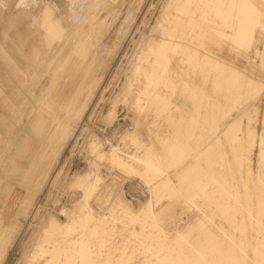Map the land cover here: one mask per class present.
I'll list each match as a JSON object with an SVG mask.
<instances>
[{
    "label": "rangeland",
    "instance_id": "374dc122",
    "mask_svg": "<svg viewBox=\"0 0 264 264\" xmlns=\"http://www.w3.org/2000/svg\"><path fill=\"white\" fill-rule=\"evenodd\" d=\"M15 1L0 0V245L5 232L9 237L0 264H72L67 253L49 251L52 239L44 253L40 248L49 237L42 229L47 220L65 222L61 211L68 208L82 211L83 229L92 224L89 212L103 221L94 225L87 257L78 252L79 264H242L244 239L264 243L259 146L249 166L247 142L236 137L251 124L257 139L264 137V87L255 92L257 81H264V0H188L183 8L181 0ZM168 6L174 16L161 23ZM231 10L242 27L226 25ZM75 31L88 43L85 57L71 51ZM165 32L188 48H176L166 76H147L156 54L150 45ZM78 93L80 108L67 139L65 114ZM39 115L45 128L32 130ZM93 142L100 150L113 145L120 155L107 158ZM215 164L221 172L211 179ZM48 168L36 187L34 178ZM82 171L88 172L75 180ZM249 251L248 263L256 264Z\"/></svg>",
    "mask_w": 264,
    "mask_h": 264
},
{
    "label": "bare ground",
    "instance_id": "6f19581e",
    "mask_svg": "<svg viewBox=\"0 0 264 264\" xmlns=\"http://www.w3.org/2000/svg\"><path fill=\"white\" fill-rule=\"evenodd\" d=\"M20 1V0H19ZM174 1V0H173ZM172 1V2H173ZM183 3L181 4V6H182V8H183V5H185V4H187L189 1L188 0H181ZM188 1V2H187ZM215 1V0H214ZM213 1V2H214ZM223 1V0H222ZM234 1V0H233ZM232 1V2H233ZM254 1V0H253ZM256 1V0H255ZM260 1V0H259ZM43 2V1H42ZM176 2V1H175ZM179 2H180V0H179ZM196 2V1H195ZM221 1H219V2H217V4L218 3H220ZM224 2H225V0H224ZM224 2H222V4L224 3ZM236 2V1H235ZM250 2V1H249ZM264 2V1H263ZM256 3V2H255ZM174 4V3H173ZM177 4V3H176ZM179 4V3H178ZM176 5V6H178L179 7V5ZM204 4V3H203ZM221 4V3H220ZM221 4V5H222ZM227 4V3H226ZM248 3H246V5H247ZM236 5V4H235ZM245 5V6H246ZM217 6V5H216ZM254 6V5H253ZM17 7V6H16ZM150 7V6H149ZM174 7H175V5H174ZM178 7H177V10H178ZM187 7V6H186ZM194 7V6H193ZM237 7V6H236ZM244 7V6H243ZM151 8V7H150ZM161 8V7H160ZM171 7L170 6H168V8H167V10L164 12V14H163V18L161 19L162 20V22L161 23H163V21H166L168 18H169V16H170V11L169 10H171L170 9ZM181 8V9H182ZM196 8H197V6H196ZM218 9H220V7L218 8ZM230 9V8H229ZM236 9V8H235ZM244 10H245V8H243ZM175 10V9H174ZM187 10V9H186ZM181 11V10H180ZM180 11H178V12H180ZM226 11V10H225ZM228 12H229V10H227ZM176 12V11H175ZM188 12V11H187ZM236 12H237V10H236ZM146 13V12H145ZM180 14H182V12H180ZM186 14H189V13H186ZM185 13H184V16L186 15ZM239 14V13H238ZM248 14H250V13H248ZM127 15H129V14H127ZM183 15V14H182ZM226 15H227V13H226ZM244 15V14H243ZM242 15V16H243ZM258 15V14H257ZM262 15V14H261ZM172 16V15H171ZM170 16V17H171ZM174 16V15H173ZM172 16V17H173ZM186 16H190V15H186ZM236 17V13H233V11L231 10L230 11V13H229V16L227 17V19L228 18H230L229 20H228V22H226V25H229L230 27H242V26H240V25H238L236 22H235V17ZM196 17V16H195ZM239 17V16H238ZM176 18V17H175ZM190 18V17H189ZM203 18V17H202ZM179 20H182V19H180V18H178ZM190 19H192L193 20V18H190ZM190 19H189V21H190ZM201 19V18H200ZM183 20H185V18L183 19ZM191 20V22H188L187 21V23L190 25L191 24V26H192V24H194L195 25V22H197L196 20H195V22L194 23H192L193 21ZM260 20V19H259ZM143 21H144V19H143ZM170 22V21H169ZM173 22V21H172ZM179 22V21H178ZM177 22V23H178ZM182 22V21H181ZM166 23V22H165ZM171 23V22H170ZM176 23V25H177V27H180L182 24L180 23H178L179 24V26H178V24ZM211 23H213V25H215V27H217V29H216V31L217 32H219L218 34L219 35H223V37H224V35H225V37L226 36H228V34L230 35V33H226L225 31H224V29L222 28V27H219V25H221L222 23L220 22H218V21H212ZM257 24H258V22H256ZM52 24H53V22H52ZM51 24V25H52ZM124 24H126L125 22H124ZM128 24V23H127ZM160 24V23H159ZM166 24H169L168 22L166 23ZM183 24H185V22H183ZM200 24V23H199ZM199 24H198V26H199ZM263 24H264V22H263ZM50 25V26H51ZM154 25V24H153ZM171 25V24H170ZM188 25V26H189ZM193 25V26H194ZM202 25V24H201ZM212 25V26H213ZM218 25V26H217ZM223 25H225L224 23H223ZM174 26V25H173ZM184 26V25H183ZM196 26V25H195ZM197 26V27H198ZM222 26V25H221ZM257 26H259L260 27V25H257ZM256 26V27H257ZM53 27H55V23L52 25V28ZM160 27L162 28V26H161V24H160ZM163 27H164V25H163ZM177 27L175 26V28H176V30H177ZM185 27V26H184ZM57 28V27H56ZM122 28V27H121ZM124 28V27H123ZM182 26H181V30H182ZM190 28V27H189ZM164 29V28H163ZM193 29V28H192ZM192 29H190L191 31H192ZM240 29V28H239ZM138 30V29H137ZM172 30H173V27H172ZM171 30V31H172ZM175 30V31H176ZM196 30H198L197 28H196ZM202 30H203V27H202ZM46 31V30H45ZM53 31V30H52ZM174 31V30H173ZM185 31H186V29H185ZM199 31H200V29H199ZM213 31V30H212ZM211 31V32H212ZM54 32V31H53ZM61 32V31H60ZM62 32H63V30H62ZM61 32V33H62ZM201 32V31H200ZM215 32V31H214ZM264 32V31H263ZM145 33V32H144ZM160 33H162V32H160ZM166 33V32H165ZM179 33V32H178ZM181 33H182V35H184L183 34V32L181 31ZM195 33V32H194ZM193 33V34H194ZM205 33V32H204ZM233 33H234V36L236 37L235 39H236V41H240V30H238V29H236V31L234 32L233 31ZM232 33V34H233ZM168 34V32L166 33V36L167 37H161V38H159V39H155L154 41H157L156 42V46H154L153 44H151L150 45V49L151 48H153L152 49V51H155L154 53H156L155 54V60L154 61H152V62H154V63H151L152 64V69L150 68L149 69V71L148 72H146L147 74V76H158V77H160V76H166V74H167V71L169 70V69H171V68H169L168 69V66H169V60H170V58H171V56H172V54H176L177 52H176V48H178L179 47V49L177 50L178 52H179V50H180V47H182V46H184V45H182V38L179 40V39H177L178 37L176 36L175 37V34H169V36L167 35ZM196 34V33H195ZM199 34V33H198ZM214 34V33H213ZM212 34V35H213ZM232 34H231V38H232ZM49 35V34H48ZM55 35H57V34H55ZM59 36H63V33L62 34H58ZM57 35V36H58ZM142 35V34H141ZM189 35H191V34H189ZM197 35V34H196ZM210 35V34H209ZM212 35H210V38H211V36ZM51 36V35H50ZM146 36V35H145ZM188 36V35H187ZM187 36H186V38H187ZM55 37V36H54ZM128 37V36H127ZM181 37V36H180ZM189 37V36H188ZM197 37V36H196ZM196 37H195V39H196ZM200 37V39H201V36H198L197 37V39ZM51 38H52V36H51ZM59 38H61V37H59ZM73 38H74V44H73V46H72V48H71V51L72 52H74V53H77V54H79V55H82L83 57H85L86 56V53H87V50H88V43H86V42H84L81 38H80V34H79V31H75V34H74V36H73ZM145 38V37H144ZM227 38V37H226ZM225 38V39H226ZM53 39V38H52ZM191 40L193 39V38H190ZM219 39H222V38H219ZM224 39V38H223ZM251 39H255V36H251ZM227 40H230V39H227ZM52 41V40H51ZM54 41V40H53ZM126 41V40H125ZM184 41V40H183ZM186 41V40H185ZM132 42H133V40H132ZM138 42V41H137ZM142 42V41H141ZM141 42H139V46H140V44H141ZM197 42H198V40H197ZM223 42V41H222ZM228 42V41H227ZM263 42H264V39H263ZM183 43H185V42H183ZM192 42L190 41V42H188V46H189V44H191ZM201 44H202V42H200ZM135 44V43H134ZM146 44V43H145ZM193 44V43H192ZM218 44V43H217ZM225 44V43H224ZM200 46V45H199ZM218 46V45H217ZM229 46V45H228ZM185 47V48H184ZM183 48V50L184 51H186V49L188 48H186V46H184ZM201 47V46H200ZM203 47V46H202ZM140 48H141V46H140ZM191 47H189V49H190ZM131 49V48H130ZM192 49V48H191ZM191 49H190V53H192V54H194V50L191 52ZM197 49V48H196ZM182 50V51H183ZM199 50V49H198ZM134 51V50H133ZM137 52V51H136ZM199 52V51H198ZM189 53V52H188ZM204 53V52H203ZM185 54H187V52H185ZM134 55V54H133ZM206 55L207 54H205L204 56L206 57ZM193 56V55H192ZM195 56H197L196 54H195ZM163 58L164 60H165V64L162 66L163 68H164V70H162V72H159L158 70H157V66H160V63L162 62V60L160 59V58ZM173 57V56H172ZM186 57H187V55H186ZM198 57H199V55H198ZM207 57H208V55H207ZM211 57H212V55H211ZM74 58V57H73ZM188 58H191V55H190V57L188 56ZM195 57H193V59H194ZM213 58V57H212ZM211 58V59H212ZM220 59V58H219ZM215 60V59H214ZM171 61V60H170ZM212 61V60H211ZM222 61V60H221ZM200 62V61H199ZM224 62V61H223ZM71 63V62H70ZM215 63H216V61H215ZM218 63L219 64H221L219 61H218ZM229 64V63H228ZM213 65H215V64H213ZM224 65V64H223ZM222 65V66H223ZM218 66V65H217ZM220 66V65H219ZM215 67H216V65H215ZM217 68V67H216ZM198 69V68H197ZM223 69H224V67H223ZM171 70H173V69H171ZM233 71V70H232ZM242 71V70H241ZM173 72V71H172ZM171 72V73H172ZM175 72H177V71H175ZM221 73H222V71H220ZM170 73V74H171ZM174 73V72H173ZM215 73V72H214ZM233 73V72H232ZM176 74V73H175ZM235 74V73H234ZM236 74H237V72H236ZM240 75V74H239ZM180 76V75H179ZM233 76V75H232ZM238 76V75H237ZM171 77V79L173 78V76H170ZM174 77H176V76H174ZM244 77V76H243ZM251 77V76H250ZM179 78V77H178ZM234 78V77H233ZM235 78H236V76H235ZM234 78V79H235ZM253 78V77H252ZM238 80V79H237ZM257 80V79H256ZM164 80H162V82H163ZM169 81H171V80H169ZM219 81V80H218ZM249 82H251V80L249 81ZM165 83V82H164ZM174 83V82H173ZM258 84H260V85H258ZM189 85V84H188ZM190 85H192L191 83H190ZM251 86H253L252 84H250ZM86 86V85H85ZM148 86H150V82H149V84H146L144 87H143V89H144V93H147V91H148V89H149V87ZM173 86V85H172ZM206 86V85H205ZM255 86V85H254ZM256 86H257V88H256ZM256 86H255V92L257 93V94H259V93H261V91H263V87H264V81L263 80H260L259 82L257 81V83H256ZM48 88V87H47ZM47 88L46 87H42L41 88V93H43V90L42 89H45V93H46V91H47ZM194 88V87H193ZM196 89V88H195ZM188 91V90H187ZM191 91H193V90H191ZM153 92V91H152ZM199 92V91H198ZM202 92V91H201ZM40 93V94H41ZM197 93V92H196ZM200 93V92H199ZM248 93V92H247ZM39 94V95H40ZM84 94V93H83ZM254 94V93H253ZM39 95H37V94H35V98L37 99V102H40V103H43V100L39 97ZM78 95H79V93L77 94V96H75L73 99H72V101H71V103H69L68 104V108H67V110H66V114H65V122H66V124H67V126H68V129H67V139H68V137L72 134V129H73V125H72V121H73V119H74V115H76V113H78V108H80V105H79V107H78V103H79V97H78ZM153 95V94H152ZM154 95H156L155 93H154ZM158 95V94H157ZM140 96V95H139ZM202 96V95H201ZM236 96V95H235ZM84 97V96H83ZM150 97V96H149ZM148 97V98H149ZM152 97H154V96H152ZM156 97V96H155ZM189 97V96H188ZM202 98V97H201ZM145 99H146V97H145ZM142 100V98L140 99V97H137V101H141ZM151 100H153V99H151ZM81 101V100H80ZM146 101H147V99H146ZM142 103H143V101H141ZM152 102V101H151ZM146 103V102H145ZM150 104V103H149ZM139 105H140V103H139ZM144 105V104H143ZM141 106V105H140ZM259 106V105H258ZM82 107V106H81ZM252 109H253V107H251ZM147 109V108H146ZM218 109H219V107H218ZM217 109V111H219ZM228 110V109H227ZM250 110V109H249ZM231 112V111H230ZM81 112H80V110H79V114H80ZM221 113V112H220ZM31 114H32V111L31 112H29L28 113V116H31ZM250 114H252L251 112H250ZM80 115H82V114H80ZM80 115H79V117H80ZM214 115H216L215 113H214ZM82 117V116H81ZM212 118V117H211ZM209 119V118H208ZM237 120H235V121H233V123L231 122L230 123V125H229V127L227 128V131L230 133L231 131H232V129H233V127H234V125L237 123L236 122ZM259 121V120H258ZM43 122V115H39L38 117H36V118H34V120L31 122V124H30V128L33 130L34 128H45L44 127V123H42ZM240 122V121H239ZM238 122V123H239ZM64 123V122H63ZM213 123V122H212ZM198 124V123H197ZM219 124V123H218ZM76 125V124H75ZM240 125V124H239ZM64 126V125H63ZM236 126V125H235ZM245 127V126H244ZM262 127V126H261ZM238 128V127H237ZM63 129V128H62ZM259 129V128H258ZM225 130V129H224ZM223 129L221 130L222 132L224 131ZM226 131V130H225ZM256 131V127H255V125H253V124H251V126L249 125L248 126V128L246 129V130H243L242 129V133L241 134H238L236 137H237V140H241L242 142L244 141V140H246V142H247V147L245 146V148H244V150H243V154L246 156V158H247V160H248V162H249V166H251V160H252V157L255 155V153H256V148L259 146V150H258V152H257V155H258V158H259V165H258V167H259V169H260V177H261V180L264 182V137L262 136L261 137V139H257V133L255 132ZM78 133V132H77ZM129 133V132H128ZM227 133V132H226ZM236 133V132H235ZM215 134V133H214ZM228 134V133H227ZM123 135V134H122ZM130 135V134H129ZM219 136V135H218ZM130 137H132V134H131V136ZM198 137V136H197ZM196 137V138H197ZM234 137V136H233ZM236 137H234V139H236ZM132 139H133V137H132ZM199 139V138H198ZM124 140V139H123ZM206 140V139H205ZM196 141V140H195ZM66 142V141H65ZM64 142V143H65ZM221 142V140L219 139V143ZM226 142V141H225ZM239 143V142H238ZM99 144V143H98ZM96 142H93L92 144H91V147H94V146H96V147H98V149H99V145H98ZM105 144V143H104ZM196 144H198V143H196ZM213 144V143H212ZM215 144H217V143H215ZM102 145H103V143H102ZM64 145H60V147H59V151H57V153L59 154V152H60V150H62V147H63ZM196 146V145H195ZM61 148V149H60ZM211 150H212V147L210 148ZM209 149V150H210ZM208 150V152H210ZM99 151H101L102 153H104L106 156H107V158H110L111 156H116V155H120L119 153H118V149L116 148V147H114L113 145L111 146L110 144H107V145H105V146H102V149L100 150L99 149ZM232 152H233V150H232ZM225 155H226V152H221L220 153V157L222 158V159H224V157H225ZM56 156H58V155H56ZM57 158V157H56ZM111 160V159H110ZM201 160V159H200ZM109 161V160H108ZM117 161V160H116ZM241 162V161H240ZM50 163H51V161H50ZM50 163H49V166H50ZM196 163V162H195ZM117 165V164H116ZM119 165V164H118ZM193 166V165H192ZM209 166V165H208ZM220 166V165H219ZM117 167V166H116ZM196 167V166H195ZM194 167V168H195ZM220 167H222V166H220ZM189 169H191V168H189ZM221 168H217L216 167V164L212 167V169H211V171H212V178L211 179H215L217 176V173L218 172H221V170H220ZM50 170V168H48L46 171H40V175H41V177L39 178V177H37L36 176V178H34V180H33V183H35L36 184V187H39L40 185H39V181H38V179L39 180H41V179H43V178H47L48 177V172H50L49 171ZM90 171V170H89ZM191 171H192V169H191ZM206 171V170H205ZM216 171H218L217 173H216ZM87 172L88 171H86V172H83V173H80V174H76L75 175V180H77V179H79V177L80 178H84L85 177V175L87 174ZM91 172V171H90ZM194 173V172H193ZM193 173H191V174H193ZM224 173V172H223ZM95 175V174H94ZM220 175V174H219ZM225 175V174H224ZM226 175H227V173H226ZM98 176V175H97ZM96 177V176H95ZM219 177V176H218ZM227 177V176H226ZM180 178H181V175H180ZM183 178H185V176L183 177ZM198 178V177H197ZM89 179V178H88ZM99 179V178H98ZM97 179V180H98ZM191 179V178H190ZM194 179V178H193ZM224 179H225V177H224ZM242 179V178H241ZM168 181H170V180H168ZM179 181H180V179H179ZM178 181V182H179ZM197 181H199V180H197ZM220 181V180H219ZM49 182V181H48ZM82 182V181H81ZM195 182H196V180H195ZM214 182V181H213ZM170 183H171V181L169 182V185H170ZM215 183V182H214ZM218 183V182H217ZM206 184V183H205ZM227 184V183H226ZM262 184V183H261ZM86 185V184H85ZM196 185V184H195ZM204 185V184H203ZM94 186V185H93ZM263 186V185H262ZM35 187V188H36ZM92 187V186H91ZM200 187V186H199ZM206 187V186H205ZM204 187V188H205ZM208 187V186H207ZM183 188V187H182ZM201 188H203L202 186H201ZM203 188V189H204ZM223 188V187H222ZM92 189V188H91ZM90 189V190H91ZM200 189V188H199ZM29 190H34L35 192L36 191H38L39 189H29ZM153 190V189H152ZM264 190V189H263ZM211 191H213V190H211ZM33 192V191H32ZM209 192V191H208ZM222 192V191H221ZM248 192V191H247ZM172 193H173V191H172ZM180 193V192H179ZM194 192H192V194H193ZM201 193H202V191H201ZM216 193V192H215ZM232 193V192H231ZM230 193V194H231ZM261 193H262V191H261ZM195 194V193H194ZM236 194V193H235ZM196 195V194H195ZM195 195H192V196H195ZM227 195V194H226ZM171 197V196H170ZM209 197V196H208ZM211 197V196H210ZM232 197V196H231ZM249 197V196H248ZM169 198V197H168ZM194 198V197H193ZM192 198V199H193ZM27 199V198H26ZM30 199V198H29ZM209 199V198H208ZM210 199H212V198H210ZM250 199V198H249ZM251 200V199H250ZM110 201H111V199H110ZM243 201V200H242ZM258 201V200H257ZM119 202V201H118ZM210 202V201H209ZM258 204V203H257ZM121 205H124V204H121ZM127 206V205H126ZM129 206V205H128ZM260 206V205H259ZM66 207V206H65ZM35 208V207H34ZM129 209V208H128ZM215 209V208H214ZM219 209V208H218ZM217 209V210H218ZM261 209L263 210L264 209V207L263 206H261ZM36 210V209H35ZM141 210V209H140ZM143 210V209H142ZM213 210V209H212ZM216 210V211H217ZM221 210V209H220ZM61 211V210H60ZM68 211V212H67ZM215 211V210H214ZM219 211V210H218ZM135 212V211H134ZM229 212V211H228ZM247 212H248V210H247ZM61 213H66V217H67V220L65 221V222H61V221H59V220H57V219H55L54 217H52L50 220H47V224L42 228V229H44V232L45 233H48L49 234V237L48 236H45L46 238L43 240V243H41V246H40V248H41V250H42V252L43 251H45L44 250V248L46 247V245H45V242L46 241H48V239L49 240H51L50 241V243H51V245L49 246V251L51 250V253L52 252H58V254L59 253H61V254H63V252L64 253H67V256L69 257V260L70 261H72V264H79V262L76 260L77 258H78V252L79 253H82V255H83V258H85V257H87V253H89V251H90V249L88 248L89 247V243H90V241L92 240V238L94 237V234H95V232L97 233V230L94 228V225L95 224H101L103 221L102 220H100V219H98L97 220V218L94 216V213L93 212H89V214H91L92 215V217L89 219V221H87V224L88 223H92V224H90L88 227H87V229L86 228H82V226H83V222H84V220H83V214H82V211H71V209H70V211H69V208H68V210L66 209H63V211H61ZM85 213V212H84ZM222 213V212H221ZM85 214H88V213H85ZM213 214H214V212H213ZM217 214V213H216ZM34 215V214H33ZM231 215V214H230ZM97 216V215H96ZM140 216V215H139ZM107 217V213L106 214H103V216H102V218L104 219V218H106ZM155 217V216H154ZM217 217V216H216ZM219 217V216H218ZM210 218V217H209ZM241 218V217H240ZM247 218V217H246ZM211 219H213L212 217H211ZM236 219V218H235ZM214 220V219H213ZM102 221V222H101ZM153 224V223H152ZM158 224V223H157ZM251 224V223H250ZM249 224V225H250ZM260 225H262L263 223H259ZM156 225V224H155ZM245 225V224H244ZM1 227V226H0ZM100 228H101V226H100ZM249 229H250V227H249ZM23 230V229H22ZM245 230H247V229H245ZM261 230V229H260ZM263 230V229H262ZM103 231V230H102ZM222 231V230H221ZM243 231V230H242ZM246 232V231H245ZM244 232V233H245ZM257 232H258V230H257ZM247 233V232H246ZM250 233H251V231H250ZM182 235V234H181ZM87 239H86V238ZM249 237H251V236H249ZM157 238V237H156ZM161 238V237H160ZM174 238V237H173ZM258 238V237H257ZM4 240H3V243L0 245V247L2 246H4V243L5 242H8L7 241V239H9V237H8V233L7 232H5V235H4V238H3ZM230 239H232V238H230ZM247 239V238H246ZM246 239H244V242H243V256H242V264H250V263H248V261H247V259H248V257H249V255H248V253L250 252L249 250L250 249H252V250H254V252H255V256H256V261H258V262H256V264H264V243H262V242H260V243H257V244H255V245H253V244H251V242H249V240L247 241ZM260 239V238H259ZM168 240V239H167ZM251 240V239H250ZM18 241V237H16L15 238V241H14V244H13V246L16 244V242ZM261 241V240H260ZM49 242V241H48ZM156 242V241H155ZM165 242V241H164ZM164 242H163V244H164ZM231 242V241H230ZM151 243H153V242H151ZM232 243H235V242H232ZM166 244V243H165ZM152 245V244H151ZM157 245V244H156ZM229 245H230V243H229ZM164 246V245H163ZM232 246V245H231ZM230 246V247H231ZM235 246V245H234ZM236 246H237V244H236ZM33 247V246H32ZM101 247V246H100ZM152 247V246H151ZM162 247V246H161ZM160 247V248H161ZM169 247H170V245H169ZM176 247V246H175ZM175 247H174V249H175ZM154 248H155V245H154ZM10 249V248H9ZM149 249V248H148ZM152 249V248H151ZM150 249V250H151ZM156 249V248H155ZM81 251V252H80ZM146 251V250H145ZM153 251V250H152ZM151 251V252H152ZM148 252V251H147ZM44 253V252H43ZM50 253V254H51ZM53 254V253H52ZM149 254V253H148ZM175 254V253H174ZM251 254H253L254 255V253H252L251 252ZM60 255V254H59ZM58 255V256H59ZM144 255H145V252H144ZM161 255V254H160ZM159 255V256H160ZM62 256V255H61ZM51 258H52V256H50ZM89 257V256H88ZM157 257V256H156ZM48 258H49V256H48ZM59 258H60V256H59ZM61 258H63V257H61ZM65 258V257H64ZM143 258V257H142ZM160 258H161V256H160ZM173 258H174V256H173ZM178 258V257H177ZM250 258V257H249ZM50 259V258H49ZM48 259V260H49ZM86 259H88V258H86ZM152 259H154V258H152ZM180 259H181V257H180ZM254 259V258H253ZM46 260H47V256H46ZM46 260H45V262H46ZM47 260V261H48ZM156 260V259H155ZM161 260V259H160ZM169 260V259H168ZM50 262L49 263H53L51 260H49ZM54 261V260H53ZM66 261V263L68 262L67 260H65ZM64 261V262H65ZM140 261V260H139ZM164 261V260H163ZM182 261V260H181ZM251 262H252V260H250ZM255 261V260H254ZM60 262V261H59ZM64 262H63V264H64ZM151 262V261H150ZM171 262V261H170ZM240 260H239V262H237V264H240ZM44 263V262H43ZM47 263V262H46ZM45 263V264H46ZM92 263V262H91ZM147 263V262H146ZM149 263V262H148ZM147 263V264H148ZM154 263V262H153ZM163 263V262H162ZM169 263V262H168ZM48 264V263H47ZM54 264H55V261H54ZM56 264H57V262H56ZM62 264V263H61ZM118 264V263H117ZM122 264V263H121ZM163 264H165V263H163ZM234 264V263H233Z\"/></svg>",
    "mask_w": 264,
    "mask_h": 264
},
{
    "label": "crops",
    "instance_id": "0c3cea01",
    "mask_svg": "<svg viewBox=\"0 0 264 264\" xmlns=\"http://www.w3.org/2000/svg\"><path fill=\"white\" fill-rule=\"evenodd\" d=\"M15 1V0H14ZM16 2V1H15ZM12 10L15 12L16 10H17V7H15V3H14V5H13V8H12ZM89 169H90V165H89ZM88 169V170H89ZM82 172H84V171H82Z\"/></svg>",
    "mask_w": 264,
    "mask_h": 264
}]
</instances>
